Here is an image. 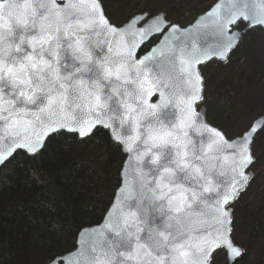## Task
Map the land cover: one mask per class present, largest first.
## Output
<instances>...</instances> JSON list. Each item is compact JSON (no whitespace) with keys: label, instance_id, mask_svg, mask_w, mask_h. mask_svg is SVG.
<instances>
[{"label":"snow or ice","instance_id":"6c2138e0","mask_svg":"<svg viewBox=\"0 0 264 264\" xmlns=\"http://www.w3.org/2000/svg\"><path fill=\"white\" fill-rule=\"evenodd\" d=\"M143 18L113 24L103 0H0V170L18 152L35 163L49 140L67 137L70 150L103 129L138 173L133 192L122 172L104 225L48 264H237L246 253L231 238L232 205L255 179L264 119L232 138L210 125L198 66L229 61L241 21L264 27V0H220L187 29L163 14L137 28Z\"/></svg>","mask_w":264,"mask_h":264},{"label":"trees","instance_id":"16d2710c","mask_svg":"<svg viewBox=\"0 0 264 264\" xmlns=\"http://www.w3.org/2000/svg\"><path fill=\"white\" fill-rule=\"evenodd\" d=\"M107 1L110 7H118L132 0ZM154 1L157 4L145 5L138 13L151 15L158 7L166 15L173 12L174 0ZM209 6H201L196 17ZM156 41L152 39L141 52ZM220 68L236 74L217 84L206 101L226 104L222 123L214 127L223 129L238 120L242 123L239 134L253 121L248 116L264 114L263 32H249ZM212 80L217 82L216 77ZM67 140L57 137L55 146L49 140V147L35 163L18 152L13 164L0 170V264H48L50 257L73 250L77 232L97 225L108 209L119 185L124 155L102 129L90 140L71 141L70 150L63 148ZM253 151L257 162L252 184L259 185L264 182V175L260 177L264 173V131L257 135ZM242 204V200L233 204L231 238L246 250L237 264H264V202ZM235 229L240 230L238 234Z\"/></svg>","mask_w":264,"mask_h":264},{"label":"rangeland","instance_id":"374dc122","mask_svg":"<svg viewBox=\"0 0 264 264\" xmlns=\"http://www.w3.org/2000/svg\"><path fill=\"white\" fill-rule=\"evenodd\" d=\"M216 0H174L173 6L174 10L171 12L170 16L166 15V18L181 27H185L189 25L196 17L198 13V9L201 6H209L213 4ZM104 8L106 10V15L110 18L113 24H123L129 18L134 16L138 11L144 7L145 5L151 6L152 4H157V1L154 0H132L131 2H125V5L121 6H113L110 7L107 0H103ZM159 4V3H158ZM157 6V5H156ZM117 8V9H116ZM160 12V7L156 8L153 14ZM152 14V15H153ZM242 25L239 24L237 28H240ZM255 30H253L254 32ZM227 64V63H225ZM224 65L218 62H211L206 64L202 68H200V72L204 77V81L206 83V90H205V97H208L212 94V91L215 89L217 84L223 81V79L228 77H233L236 74V71L233 70H224L220 67ZM219 76H218V75ZM248 75V71H245V76ZM216 77L217 82L212 80V78ZM244 84V83H243ZM210 85V86H209ZM242 97L243 95H238ZM237 96V97H238ZM226 104L224 102H218L216 100L208 102L206 104L207 107V118L210 121L211 125H219L221 124L224 116L226 114L227 108L225 107ZM255 115V114H254ZM253 116V115H252ZM248 116V119L254 120L258 116ZM260 116V115H259ZM242 124L240 121L236 120L232 124L225 126L223 130L227 133L229 138L234 137L237 135L238 127ZM256 164L254 165V167ZM253 171V167L251 168ZM254 172V171H253ZM255 173V172H254ZM264 173L261 174L260 177H263ZM243 201V204L249 205L250 203H254L258 206L260 202H264V182L259 185H255L254 183L249 187V189L240 196V199ZM242 204V205H243ZM240 230L235 229L236 234H238ZM216 264H223V256L222 254H218L216 256Z\"/></svg>","mask_w":264,"mask_h":264},{"label":"water","instance_id":"95a60500","mask_svg":"<svg viewBox=\"0 0 264 264\" xmlns=\"http://www.w3.org/2000/svg\"><path fill=\"white\" fill-rule=\"evenodd\" d=\"M220 2V0H216L213 4H211L203 13H201L200 15H198L189 25H187V26H185V27H181L180 25H178V24H176V23H174V22H172V21H170V20H168L167 18H166V14L164 13V12H158V13H155V14H153V15H150V13H148V12H140V13H137V14H135L134 16H143L144 18H143V20H141L140 21V23L138 24V25H136V27L138 28V27H143V24L146 22V21H148V20H150L153 16H155V15H157V14H163L164 15V17L166 18V20L170 23V24H174V25H178L179 26V28L180 29H187V28H190V27H192V26H194L195 24H196V21H197V19L199 18V17H201V16H203L208 10H209V8L212 6V5H214V4H216V3H219ZM133 17V16H132ZM131 17V18H132ZM131 18H129L127 21H129V20H131ZM126 21V22H127ZM125 22V23H126ZM124 24V23H123ZM239 24H241L242 26L240 27V28H237V26L239 25ZM239 24H237V25H235V26H233V30H235V31H241L242 32V36H241V38H240V42H239V45H240V43H241V41H242V39L250 32V31H252V30H254V29H260L262 32H263V34H264V27H260V26H256V27H253V28H248V27H245V22H243V21H241ZM204 31L205 32H209L210 33V29H204ZM154 38H157V41L153 44V45H156L158 42H159V40L160 39H162V37L161 36H159V35H154V36H152V37H150V38H148L147 40H146V42L137 50V54H138V56L139 57H142L146 52H148L149 51V49L153 46H151L147 51H145V52H141L142 51V49L144 48V46H146L152 39H154ZM127 39L129 40V41H131L132 39H133V37L131 36V35H129L128 37H127ZM137 39H138V37H137ZM213 40H214V38L209 34V35H207V37L205 38V39H201V40H199L198 42H197V44H198V47H205V46H207V45H209V44H212L213 43ZM238 48V47H237ZM236 48V49H237ZM235 49V50H236ZM234 50V51H235ZM234 51H232L231 52V54H230V56L232 55V53L234 52ZM211 62H218V63H221V64H225L224 62H221L219 59H217V58H212V59H210L206 64H209V63H211ZM206 64H201V65H199L198 67H199V70H200V68H202L203 66H205ZM261 119H264V114H262V115H260V116H258V117H256L250 124H252L253 122H255V121H257V120H261ZM103 130V129H102ZM105 131H110V130H105ZM117 131H121L122 132V130L121 129H119V127H117ZM260 133V132H259ZM191 135L193 136V138L194 139H199V134L197 133V132H195V130H192L191 131ZM122 152V151H121ZM122 154L124 155V160H123V163H122V165H121V168H120V171H119V185H118V187H117V189L115 190V192H114V194H113V198H112V200H111V202H110V204H109V207H108V209L106 210V212H105V214L107 213V211L109 210V208H110V206H111V204L113 203V202H115L120 196H121V193H120V188H121V186H122V172H126L127 173V181H128V188H129V190L130 191H133V192H135L136 191V189H137V187H138V173L134 170V167H127V168H124L123 167V165H124V162L126 161V160H128V158H129V155L130 154H125L124 152H122ZM132 155H134V154H132ZM135 160L133 159L132 160V162H131V164L134 166L135 165ZM253 167V166H252ZM251 167V168H252ZM251 168L249 169V171H251V172H253L252 170H251ZM254 173V172H253ZM105 214L103 215V217H102V219H101V221L97 224V225H95V226H91V227H86V228H83V229H81L80 231H88V232H90V231H92V230H99L103 225H104V221H105ZM77 237V236H76ZM236 245H238L239 247H241V248H243L241 245H239V244H236ZM240 259V258H239Z\"/></svg>","mask_w":264,"mask_h":264}]
</instances>
